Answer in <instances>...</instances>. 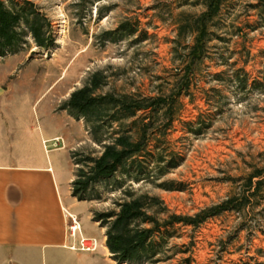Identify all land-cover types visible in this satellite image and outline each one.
Returning a JSON list of instances; mask_svg holds the SVG:
<instances>
[{
  "label": "rangeland",
  "instance_id": "rangeland-1",
  "mask_svg": "<svg viewBox=\"0 0 264 264\" xmlns=\"http://www.w3.org/2000/svg\"><path fill=\"white\" fill-rule=\"evenodd\" d=\"M11 1L44 21L51 46L41 47L23 25L19 44L0 54V154L46 155L63 180L73 175L74 197L81 172L117 134L137 138L140 126L133 123L146 115L145 123L157 129L147 150L156 157L146 159L147 180L118 175L92 184L85 200L74 197L82 233L101 246L75 254L118 264L102 249L107 230L102 236L95 217L117 210L130 190L159 200L150 211L162 225L152 240L157 256L140 264H264V0ZM212 3L218 10L202 18ZM199 20L206 26L196 25ZM175 88L183 93L170 130L149 112L120 123L113 105L91 124L69 107L83 89L114 104L125 96L170 95ZM52 136L69 140L67 151L43 142ZM237 196L245 197L241 210L197 226H164L173 216L195 219ZM95 261L85 264H100Z\"/></svg>",
  "mask_w": 264,
  "mask_h": 264
},
{
  "label": "trees",
  "instance_id": "trees-1",
  "mask_svg": "<svg viewBox=\"0 0 264 264\" xmlns=\"http://www.w3.org/2000/svg\"><path fill=\"white\" fill-rule=\"evenodd\" d=\"M206 16L211 17L218 10L215 3L207 7ZM206 26V22L201 21L196 25ZM25 25L30 31L35 41L41 47H50L47 43V31L45 30L44 21L38 20L34 12L27 9L26 6L15 4L11 0H0V54L3 56L7 49H12L22 39L20 33L21 26ZM197 56H194L196 58ZM189 71V70H188ZM94 89L96 87L94 86ZM185 90V89H184ZM94 90L83 89L75 92L70 101L69 107L76 110L81 115L87 117L91 124H98L103 111L109 106H113L119 110V117H114L117 122H124L136 118L139 113H151L156 117V122H166L165 130H170L176 116L180 110V97L183 88L173 91L170 95H160L156 98H146L144 96H125L123 99L111 103V97L94 98L92 96ZM182 92V93H181ZM163 113V116L159 114ZM172 113V114H170ZM161 118V119H160ZM147 115L140 117L133 125L140 126L135 138L131 132L117 134V137L109 145L104 146L103 154L97 159H91L89 171H82L79 180L74 183V197L81 201L86 199V193L92 184L103 181L117 180L120 178L129 179L136 183L147 180L146 176L151 173L147 171L145 163L147 158L155 162L156 157L151 153H147L150 139L154 136L155 123H145ZM97 134V133H96ZM99 144L104 141L98 139ZM159 163L165 162L163 158L158 159ZM170 167H176L170 163ZM259 177L254 176L252 180ZM127 181V180H126ZM120 183V190L124 188L126 183ZM263 184L258 183L257 191ZM252 186V185H251ZM245 197L237 196L225 201L224 203L210 210H205L195 219L173 216L171 221L165 223L164 226L185 224L188 226H197L203 224L210 218L219 216L225 212L241 210L246 206ZM159 200L149 195L138 196L133 191H125L123 201L117 203V210L106 213H99L95 219L100 223L101 229H106V247L112 255L114 261L118 264H140L145 261H152L157 256V246L152 242L153 237L158 233L162 225L155 216L150 214L154 206ZM146 225L151 228H145Z\"/></svg>",
  "mask_w": 264,
  "mask_h": 264
},
{
  "label": "crops",
  "instance_id": "crops-1",
  "mask_svg": "<svg viewBox=\"0 0 264 264\" xmlns=\"http://www.w3.org/2000/svg\"><path fill=\"white\" fill-rule=\"evenodd\" d=\"M47 141L56 152L67 151L71 144L60 136L43 142ZM56 141L64 145L58 148ZM72 182L73 175L63 180L60 167L44 154H0V264H36L39 260L67 264L66 259L71 264H85L88 259L104 264L98 256H78L70 249L74 243L67 214L77 217L74 210L79 204L72 194ZM102 249L107 248L102 245Z\"/></svg>",
  "mask_w": 264,
  "mask_h": 264
},
{
  "label": "built area",
  "instance_id": "built-area-1",
  "mask_svg": "<svg viewBox=\"0 0 264 264\" xmlns=\"http://www.w3.org/2000/svg\"><path fill=\"white\" fill-rule=\"evenodd\" d=\"M67 215L70 222L68 227L69 237L74 243L70 249L83 253H96L101 248L98 241L83 235L78 217L70 214Z\"/></svg>",
  "mask_w": 264,
  "mask_h": 264
}]
</instances>
